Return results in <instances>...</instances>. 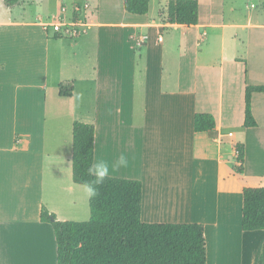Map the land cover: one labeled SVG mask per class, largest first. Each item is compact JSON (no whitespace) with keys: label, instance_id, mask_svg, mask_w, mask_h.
Listing matches in <instances>:
<instances>
[{"label":"crops","instance_id":"crops-1","mask_svg":"<svg viewBox=\"0 0 264 264\" xmlns=\"http://www.w3.org/2000/svg\"><path fill=\"white\" fill-rule=\"evenodd\" d=\"M224 1L197 0L198 22L185 27L166 24V5L153 0L144 16L126 13L123 0H53L16 18L1 0L0 264H56L42 208L60 222L88 220L72 181L74 122L94 127L93 159L129 154L110 177L141 183L142 223L201 224L206 264H256L264 231H242L241 190L264 187V93L251 96L256 127H243V113L245 87L264 86V21L226 20ZM84 3L82 36L44 28L70 22ZM64 82L69 98L58 95ZM197 113L213 116L212 134L194 132ZM235 144L244 146L240 175Z\"/></svg>","mask_w":264,"mask_h":264},{"label":"trees","instance_id":"trees-1","mask_svg":"<svg viewBox=\"0 0 264 264\" xmlns=\"http://www.w3.org/2000/svg\"><path fill=\"white\" fill-rule=\"evenodd\" d=\"M20 0H5L13 6ZM150 0H123V9L130 15L144 16ZM165 22L170 26H195L198 22L197 0H167ZM72 83L58 86V95L69 98ZM264 93V86H246L244 90V128L257 126L252 114L251 96ZM196 133L212 134V115L197 113L193 117ZM72 181L81 185L91 179L86 174L94 154V127L74 122L71 132ZM236 151L237 174L243 173L244 146L233 145ZM142 185L139 181L107 178L98 188V195L88 200L87 221L60 222L45 208L40 221L51 225L56 243V264H206V241L203 226L190 224H146L140 220ZM241 229L244 232L264 231V187H243L241 190ZM257 264H264V242Z\"/></svg>","mask_w":264,"mask_h":264},{"label":"rangeland","instance_id":"rangeland-1","mask_svg":"<svg viewBox=\"0 0 264 264\" xmlns=\"http://www.w3.org/2000/svg\"><path fill=\"white\" fill-rule=\"evenodd\" d=\"M5 1V0H4ZM1 2V0H0ZM32 0H20L18 5H15L12 9L13 17H20L22 10L27 9L29 15H33L32 12L36 11L44 13L45 5L49 4V7H53V0H36V4L31 5ZM153 8L164 9L166 2L162 0H153ZM224 13L225 19H232L236 22H243L249 15L253 18L257 15L258 19L264 21V0H225L224 1ZM235 10V11H234ZM51 60L54 54L53 49L50 50ZM233 166V165H232ZM235 170V168H234ZM236 172V170H235ZM237 174V173H236ZM240 175V174H238ZM255 182L243 180L244 185H254ZM214 201V199H212ZM260 252V251H259ZM257 264V261H256Z\"/></svg>","mask_w":264,"mask_h":264},{"label":"clouds","instance_id":"clouds-1","mask_svg":"<svg viewBox=\"0 0 264 264\" xmlns=\"http://www.w3.org/2000/svg\"><path fill=\"white\" fill-rule=\"evenodd\" d=\"M131 157L126 152H121L112 162L103 158L92 159L86 169V174L91 179L83 181L80 185L84 195L88 200H92L98 195V188L110 177L113 171L127 169L130 165Z\"/></svg>","mask_w":264,"mask_h":264},{"label":"built area","instance_id":"built-area-1","mask_svg":"<svg viewBox=\"0 0 264 264\" xmlns=\"http://www.w3.org/2000/svg\"><path fill=\"white\" fill-rule=\"evenodd\" d=\"M89 5L84 3L82 5H75L73 12L75 13L74 19L70 22H64L62 18L53 20L52 22L45 24L44 28L51 30L52 33L65 37L68 39H76L82 36L89 28L87 20V11ZM61 12H65V8L61 7ZM144 44L143 38H138L136 41V47L141 48Z\"/></svg>","mask_w":264,"mask_h":264}]
</instances>
